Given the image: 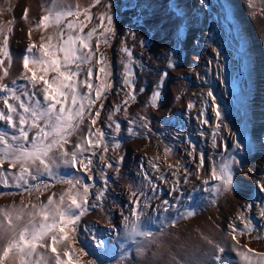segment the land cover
Here are the masks:
<instances>
[{
  "label": "rangeland",
  "instance_id": "374dc122",
  "mask_svg": "<svg viewBox=\"0 0 264 264\" xmlns=\"http://www.w3.org/2000/svg\"><path fill=\"white\" fill-rule=\"evenodd\" d=\"M66 1L63 0L64 4ZM82 1L84 8L92 3V0ZM108 3L112 5L111 14L117 10L118 16H113L114 34H109V52L107 56L102 54L105 62H96L101 54L95 51L94 44L104 31L103 27H97L100 19L96 15L91 22H84L87 25L84 34L97 29L89 41L95 55L90 63L80 66L76 79L82 82L84 74L87 78V70L91 68V82L94 85L112 86L91 109L93 114L100 110L97 123L92 126L86 114L83 123L73 131L68 138L70 142L65 146L68 151L74 150L76 143L88 135L91 127L93 133L96 129L105 133L107 153L100 147L95 155L91 152L84 154L93 160L90 172L80 170L79 166L74 169L61 165L51 177L42 175L37 181L29 180L30 185L40 184L39 191L34 187L25 191L28 185L17 188L13 175L19 173V165L10 167L5 159L0 165V172L3 173L0 175V193H5L0 195V209L47 203L53 194L54 200L59 201L60 195L69 189L73 192L77 190L61 181L68 174L93 185L89 190V209L79 222V237L72 242V247L80 256V264H89L93 260L96 264H216L211 258L217 253L215 245L225 248L222 259H226V264H247L237 254L238 251L247 250L245 245L255 252H264V216L261 215L264 211V192L259 190V182H264V174L259 177L253 194L249 193L251 184L248 183V179L254 176L251 171L258 173L259 168L254 164L256 154L264 156V132L260 130H264V122L258 123L251 116L252 106L257 99L255 68L258 72L256 76L264 78V63L259 57V52L264 53V0H203V3L201 0H101L100 4L90 8V14L109 11L106 8ZM174 4L183 11L182 17L177 15ZM49 7H52L49 0H0V46L3 45V36L7 35L10 57L9 61V57L0 53V60L4 61L0 65V76H3L0 82L16 87L20 92H35L33 100L38 98L41 103H44L42 83L33 89L29 81L20 79L25 72L22 64L25 52L23 54L22 51L32 43L39 47L42 36L45 38L43 42H47L48 36L53 37V43L59 42L61 29L36 27L39 22L35 17L44 14ZM26 9L27 17L35 16L33 19L23 20L22 13ZM79 18L68 17L77 22ZM129 29L135 33L134 38L127 35ZM63 31L66 38L68 30L63 28ZM258 39L261 48L256 46ZM141 40H144L145 47L140 46ZM125 45L132 50L135 58V100H129L127 104L123 103L125 93L129 91L123 83V66L127 57L121 51ZM16 49H20L19 52ZM83 51L87 53L88 50ZM231 51L237 55L236 69L241 74L237 80L231 77ZM169 53L173 54L175 60L176 66L173 68L168 67ZM202 65L203 73L200 71ZM71 67L74 71L75 66ZM101 67L107 68V74L99 71ZM5 70L7 76L3 75ZM11 71L16 75L11 76ZM34 71L38 76L43 74L39 68ZM165 71L168 75L158 89ZM55 75L57 73L49 71L46 78L51 79ZM15 79L16 84L13 85ZM78 87L80 92H87L82 84ZM196 89L201 95L199 104L192 97ZM157 90L160 92L158 104L152 107L150 98ZM209 90L213 92L215 104L221 110L222 124L227 125V128L221 127L219 130L216 127L212 132L209 141L211 150L204 147L205 132L209 127ZM22 98L28 102L27 96ZM100 104H103L102 109ZM116 105L120 106L118 112L114 110ZM0 109H3L2 101ZM110 114L112 120L108 119ZM141 117L146 119L142 120ZM133 120L135 124L130 125L129 122ZM205 120L207 123H203ZM113 121L120 124L119 132H116ZM184 121L186 123L183 124ZM130 126L134 135L128 132ZM229 129L236 135L232 136ZM0 130L12 131L4 121H0ZM190 132L199 134V140L192 138ZM29 135L31 138L32 133ZM237 140L243 142L239 151L234 149V141ZM116 144L119 146L114 147ZM225 144L227 152L224 151ZM166 148L171 149L167 154ZM201 153L204 163L198 170ZM230 154L236 155L240 161L238 166H233L232 189L217 194V182L211 178V169L214 163L218 166ZM101 156H104L103 161ZM108 162L113 167H107ZM152 163L158 165V170L151 166ZM261 164L260 170L264 166V158ZM162 167L166 169L161 171ZM155 174H159L156 179ZM89 176L93 179L89 180ZM104 176L107 177L106 185ZM160 176L164 180L158 179ZM177 180L178 191L169 195ZM206 180L207 184L204 183ZM152 184L157 186L155 192ZM105 188L102 201H97L96 194ZM132 191H137L140 196V207L146 213L144 219L152 217L155 221L149 227L156 233V242L144 248L143 254L137 252L142 238L133 240L125 228V217L132 219ZM141 191L143 195H140ZM176 198L179 199L178 207L192 208L195 214L179 219L173 226L169 221L175 218L176 211L169 209L168 213H164L162 201L167 199L175 203ZM94 202L96 207H91ZM68 203L70 201L66 198L64 204ZM145 203L147 208H144ZM36 220L39 222L40 217H36ZM245 220L250 221L251 231L241 235L239 230L244 229ZM161 221L164 222L163 229L160 227ZM230 225L238 230L234 233L236 241L231 238ZM93 234L96 239H93ZM97 240L101 243L97 244ZM81 248L84 249L83 253L80 252ZM57 250L62 254L63 245H57ZM38 251L53 255L50 249ZM252 264H255V260Z\"/></svg>",
  "mask_w": 264,
  "mask_h": 264
},
{
  "label": "snow or ice",
  "instance_id": "6c2138e0",
  "mask_svg": "<svg viewBox=\"0 0 264 264\" xmlns=\"http://www.w3.org/2000/svg\"><path fill=\"white\" fill-rule=\"evenodd\" d=\"M203 3V0H201ZM101 0H92V3L85 7L82 11L79 6L75 8L72 5L64 4L63 0H53L52 7L45 9V15H43L37 28L56 27L61 29L59 32V42L53 43V37L48 36L47 42H43L45 38L42 36V43L39 47L36 44H30L25 50V54L22 57V64L25 70L20 79L29 81L35 89L38 84L43 85L41 91L43 93V101L33 97L35 92L29 94L27 91L20 92L16 87L0 82V101L3 103V109H0V121H4L8 128L11 129V133L8 131L0 130V165H2L7 159L10 167H16L19 165L20 171L18 174L13 175L15 180V186L17 188H23L24 185H28V188H24L25 191H29L30 188L40 190V184L30 185L29 180L37 181L40 176L55 175V169H58L61 165L65 167H71L76 169L79 166L80 170L90 172L92 170L93 160L91 157H86L84 154L91 152L95 155L97 148L103 147V151L107 153L108 147L104 143L105 133L96 129L95 133L89 128L88 135L82 138L81 142L76 143L74 150L68 151L65 147L70 141L69 137L73 131L83 123L85 115L90 121V124L94 126L100 117V110H96L94 114L91 109L95 106L96 102L101 100L111 84H105L103 86H96L91 82L93 71L91 68L87 70V78L84 81L76 79L81 70L80 66L85 63H90L94 58V53L91 49L89 41L96 33L97 29L93 28L84 34V28L87 25L84 22H77L69 20L68 17H80L84 16L85 20L91 22L93 19L90 14V8L100 4ZM176 9L178 16H183V11L179 9L177 5H173ZM109 10L102 13L100 16V24L97 27H103L104 31L100 33L104 37V43H108L109 34H114V17L111 14V3L106 5ZM25 19H27V9L25 10ZM68 30V35L65 38L63 28ZM11 31V29H9ZM2 34V30H0ZM127 35L135 37V33L130 29ZM31 36V32H29ZM8 39L7 35L3 36V45L0 46V53L5 57H9L8 52ZM140 46L145 47L144 40L140 41ZM99 47V41H97V48ZM87 49V53L83 50ZM121 51L126 55L127 62L123 66V83L129 89L125 93L124 104H127L129 100H135V84H134V68L135 58L132 50L126 45L121 48ZM10 61V57H9ZM97 63H104L105 58L101 54ZM4 61L0 60V65H3ZM31 64V67H30ZM75 66V70H72L71 66ZM175 60L173 54L169 53L168 67H175ZM39 68L43 73L37 75L34 69ZM55 72L57 75L51 79H47L48 72ZM100 72L107 74V68L101 67ZM30 73V75H29ZM4 76L8 73L5 70ZM168 73L165 71L161 77L158 89L162 87L163 80L167 77ZM3 80V76H0V81ZM13 85L16 84L14 80ZM82 84L87 92H80L79 85ZM93 90L95 92L93 96ZM141 89L140 91H143ZM20 92V94H18ZM160 92L154 91L150 98V104L152 107H156L158 104ZM208 97L212 98L215 104V97L211 90L207 93ZM28 97V102L22 98ZM16 101L17 103H13ZM192 105H189L191 108ZM103 108V104H100V109ZM22 110V111H21ZM115 111H120V106H115ZM126 111V109H125ZM215 116L218 121L217 129L221 127L227 128V125L222 124V113L219 105L214 108ZM112 120V115L108 117ZM142 120L146 119L141 117ZM115 130L119 132L120 124L115 122ZM130 125L135 124V121H130ZM207 123V121H203ZM147 127V124L143 125ZM111 127V125H109ZM129 134L134 135L133 128L130 126L128 129ZM229 132L232 136L235 133ZM30 133L32 136L30 138ZM116 144L114 147H118ZM243 147L242 141H234V149L239 151ZM227 145H224V151L227 152ZM170 148L165 149V153H169ZM193 151L195 148L193 146ZM191 154V153H190ZM100 159L103 161L104 156ZM122 160V157H121ZM204 163L203 153L200 155V164L198 170L202 168ZM240 161L237 156L230 154L227 158L223 159L219 165H215L211 169V178L217 182L215 186V192L217 194L221 192H227L232 189L233 185V166H238ZM107 167H113L111 162H108ZM151 166L158 170V165L152 163ZM169 167H178L170 165ZM176 173H173L175 175ZM0 175H3L0 172ZM61 178L62 182L68 183L72 188L77 190L73 192L69 189L66 193H63L59 197V201L54 200V195L49 196L47 203L31 204L30 207L24 206L20 208L12 209H0V264H80V256L76 254L75 249L72 247L73 239L79 237V222L81 217L84 216L88 209V196L90 195L89 185L83 183L81 179L76 177ZM145 178L148 179L147 173ZM89 180L93 178L88 177ZM105 185L107 184V177H103ZM158 179L164 180L163 176ZM165 182H167L165 180ZM185 182H187V169H185ZM7 186L6 180L4 181ZM149 183L151 181L149 180ZM205 184L208 181H204ZM179 181L177 180L169 193L178 191ZM45 187H47L45 185ZM82 188V191L80 190ZM157 186L152 184V190L155 192ZM207 190V189H206ZM259 190L264 192V182H259ZM104 191L100 190L96 194V200L102 201L104 197ZM5 193H0L3 195ZM8 195H14L15 193H7ZM143 195V192H140ZM131 196L134 198L132 204L134 205L131 217H125V228L127 235L135 240L136 237L142 238L140 247H138V254H143L144 248L148 245L156 242V233H154L149 225L154 223L152 217H144L146 213L144 209L140 207V196L137 191H132ZM68 199L70 203L64 204L65 199ZM179 199L176 198L175 203H170L165 199L162 201L163 212L168 213L169 209L176 211L174 219L169 221L173 226L179 219H186L195 214V210L192 208H183L179 206ZM145 203L144 208H147ZM91 207H96L94 202ZM251 207V205H249ZM264 216V211L261 212ZM36 217H40L39 222ZM166 219V218H165ZM241 219H243L241 217ZM160 227L163 229L164 222H160ZM232 232L230 233L232 240L236 241L237 237L234 233L238 230L234 225H230ZM87 231V228H85ZM243 235L245 231H251L250 221H244V229L239 230ZM260 238V237H257ZM93 239H96L93 234ZM50 241V242H49ZM101 241L97 240V244ZM212 243V241H208ZM239 242L237 241V245ZM57 245H63V253L57 250ZM217 249V253L212 255V260L216 264H226V259H222V254L225 252V248L220 245L214 246ZM246 251H238L247 264H252L255 260V264H264V252H255L251 248H247ZM38 249H50L52 256H48L46 253L39 252ZM80 252L83 253L84 249L81 248ZM86 254V253H85ZM89 264H96L93 260Z\"/></svg>",
  "mask_w": 264,
  "mask_h": 264
},
{
  "label": "bare ground",
  "instance_id": "6f19581e",
  "mask_svg": "<svg viewBox=\"0 0 264 264\" xmlns=\"http://www.w3.org/2000/svg\"><path fill=\"white\" fill-rule=\"evenodd\" d=\"M262 34H263V37H264V31H262ZM256 43H257L256 46L259 47V48H261L260 43H259V39H258V41H256ZM259 53H260L259 57H260V59L264 63V53L263 52H259ZM230 54L233 55L232 56V60H231L232 65L230 66L231 72H232L231 77L237 80L241 76V74L239 72V69H236V66L238 65L237 64V59H236L237 58V55L233 51H231ZM200 71H201V73L204 72L203 65L201 66ZM262 73L264 74V70L262 71ZM256 74H258V72H257V70L255 68V79H256V82L255 83H257L256 84L257 99L255 100V102H254V104L252 106L251 116L259 123V122H264V78L261 77L260 75L259 76H256ZM194 78H196V71L194 72ZM194 84H195V82H194ZM200 90H204V89L201 88ZM192 97L194 99L198 100L197 103L199 104V99L201 98V95L199 94V89H196V93L194 95H192ZM256 101L258 103H256ZM208 102H209V108H208V114H209V120H208V123L209 124H208V126L209 127L206 130V132H205L206 140L204 141V144H205L204 147H206L207 149H210L211 150L209 141L212 138V132L216 129L217 119H216L215 112H214V108H215L216 104L213 103V100L210 97H209ZM198 108H199V106H198ZM197 113H198V109H197ZM185 121L183 122V124L186 123ZM186 129H187V127H186ZM260 130L262 132H264L263 129H260ZM190 133H191L190 136L192 138H197L199 140V138H200V135L199 134H193L192 132H190ZM263 158H264L263 154H256V156H255L254 164L256 166H258L259 169H258V173H256L255 171H251V173H253L254 176L251 177L250 179H248L249 185L251 184V186H250V189L251 190L249 192L250 194H253L254 193L253 190L255 189V186L258 185L259 177H261L264 174V166L260 170V165H262L261 162H262ZM165 169L166 168L162 167L161 171H164ZM159 174H155V176H154L155 179H156V176H158Z\"/></svg>",
  "mask_w": 264,
  "mask_h": 264
},
{
  "label": "crops",
  "instance_id": "0c3cea01",
  "mask_svg": "<svg viewBox=\"0 0 264 264\" xmlns=\"http://www.w3.org/2000/svg\"><path fill=\"white\" fill-rule=\"evenodd\" d=\"M35 1H38V0H34V2ZM52 2H53V0H49V4L52 6ZM66 4L67 5H72L74 8L76 7V6H79L80 7V9H81V11L84 9V7H82L83 6V1L81 2V0H71V1H66ZM83 8V9H82ZM28 11V10H27ZM93 13H95V12H93ZM28 14V13H27ZM46 13L44 12V14H41V15H39V17L37 16V18L35 17V16H33V17H27V19H25L24 18V16H25V13H22V18H23V20H29V19H33L34 17H35V19H36V21H38L39 22V20H40V18L43 16V15H45ZM113 14H115V15H113V16H118L117 15V10H114L113 11ZM96 15H99L98 16V19L100 18V16H101V13H95V14H92V17L93 16H96ZM21 18V19H22ZM34 19V20H35ZM81 20H83V22H88L87 20H85V18H84V16L83 15H81L80 16V18L78 19V21L80 22ZM94 26V25H93ZM97 41H99V47L97 48ZM104 41V37L103 36H98L97 38H96V43L94 44V49H95V51L96 52H98V53H100V54H105L104 56H107V53L109 52V50L107 49L108 48V46H107V43H104L103 42ZM33 44V43H32ZM20 48H21V46H20ZM25 48V49H24ZM23 48V54H24V52H25V50L28 48V46H26V47H24ZM19 50L20 49H16V51L17 52H19ZM108 50V51H107ZM101 56V55H100ZM20 69H21V66H20ZM10 75L11 76H13V75H16V73L14 72V71H11V73H10ZM85 79H86V75L84 74V76H83ZM85 79H81L82 81H84ZM15 81H16V79H15ZM91 81H93V80H91Z\"/></svg>",
  "mask_w": 264,
  "mask_h": 264
}]
</instances>
